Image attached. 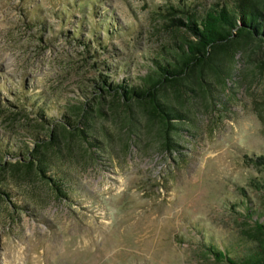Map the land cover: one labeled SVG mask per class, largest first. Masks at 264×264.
Returning a JSON list of instances; mask_svg holds the SVG:
<instances>
[{
  "label": "rangeland",
  "instance_id": "obj_1",
  "mask_svg": "<svg viewBox=\"0 0 264 264\" xmlns=\"http://www.w3.org/2000/svg\"><path fill=\"white\" fill-rule=\"evenodd\" d=\"M218 1L233 2L0 0V264H224L212 243L245 255L244 214L264 204V170L247 160L264 155V75L219 88L169 146L158 124L136 107L122 118L99 88L102 74L137 83L172 44L185 18L169 6L202 13ZM83 103V139L68 152L56 136L48 176L67 173L62 194L17 163Z\"/></svg>",
  "mask_w": 264,
  "mask_h": 264
},
{
  "label": "trees",
  "instance_id": "obj_2",
  "mask_svg": "<svg viewBox=\"0 0 264 264\" xmlns=\"http://www.w3.org/2000/svg\"><path fill=\"white\" fill-rule=\"evenodd\" d=\"M182 7L171 5L166 11L173 14L180 10L185 20H174L175 39L172 44L163 46L164 52L150 58L152 66L147 67L140 81H112L102 74L99 87L111 98L112 110L122 118L132 116L130 111L136 107L148 122L158 124V135L166 146L172 144L173 135H179L178 128L182 122L188 120L195 128L192 115L200 105L206 112L211 110V101L219 88L227 91L231 80L236 86H241L248 78L253 82L264 75V0H233L231 4L218 1L202 13L196 12L189 3ZM240 58L247 66L237 69ZM234 76L238 79L235 80ZM99 102L102 104L101 100ZM176 103L186 106L187 111L177 109ZM74 110L77 118L64 115V122L49 130L50 141L37 143L36 149L22 159L25 162L19 160L17 163L24 173L33 171L37 176L43 173L48 177V183L62 194L67 192L64 188L67 173L57 170L55 177L48 176L54 156H59L61 150L56 136L61 135L67 142L68 152L73 151L74 141L83 139L85 135V129L80 126L86 127L91 116L85 103ZM255 111L264 125V105H257ZM36 112L44 115L43 109ZM34 138L36 141L40 139L38 134ZM30 157L38 161L37 167H34L35 162ZM247 160L264 170V155L247 157ZM5 195L9 197L7 193ZM247 212L239 232L243 243L250 245L248 251L234 258L229 248L221 249L213 243L209 244L208 252L217 263L264 264V204L255 211L248 207ZM254 215L257 218L253 221Z\"/></svg>",
  "mask_w": 264,
  "mask_h": 264
}]
</instances>
